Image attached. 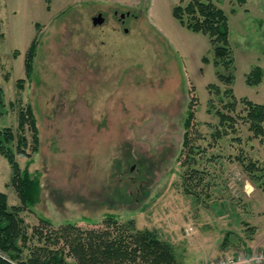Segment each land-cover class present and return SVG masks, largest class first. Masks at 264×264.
<instances>
[{
	"label": "rangeland",
	"instance_id": "1",
	"mask_svg": "<svg viewBox=\"0 0 264 264\" xmlns=\"http://www.w3.org/2000/svg\"><path fill=\"white\" fill-rule=\"evenodd\" d=\"M180 1L188 0H0V128L17 131V112L30 105L38 130L36 151L27 128V154H15L21 168L30 160L28 170L39 175L38 200L20 212L28 231L65 222L102 228L114 214L168 243L177 264H208L245 246L244 219L257 211L242 187L264 185V144L239 116L232 131L214 134L222 130L214 110L228 96L207 86L264 103V0H210L228 17V82L216 74L208 36L172 15ZM114 9L130 12L124 23ZM99 12L105 19L93 24ZM255 66L261 81L249 85L245 77ZM243 108L239 102L232 113ZM243 158L259 161L257 180ZM10 175L0 154V191L8 204H19ZM0 258L9 256L0 250Z\"/></svg>",
	"mask_w": 264,
	"mask_h": 264
},
{
	"label": "trees",
	"instance_id": "2",
	"mask_svg": "<svg viewBox=\"0 0 264 264\" xmlns=\"http://www.w3.org/2000/svg\"><path fill=\"white\" fill-rule=\"evenodd\" d=\"M172 15L189 30L208 36L213 49L216 74L221 81L228 82L234 70V56L229 42L228 17L223 9L210 0H188L173 5ZM35 46L36 41L33 40L26 52L24 65L27 75L32 69ZM203 59L206 60V57ZM219 68L228 74L223 75ZM261 77L260 67L255 66L247 73L245 81L249 85H257ZM21 81H18L20 85ZM207 87L209 93L228 96L227 102L222 106L224 110L220 108L214 110L219 125L222 126V130L217 129L214 134L219 136L227 134L229 130L232 131L236 122L235 116H239L248 124L252 137L258 138L264 144V103L253 102L245 97L236 99L231 88L222 90L217 84L209 83ZM239 102L244 106V114H233L232 111H236ZM209 103H212V100ZM3 104V89L0 85V107ZM192 117L193 111L189 106L184 122L183 145L188 143L187 129ZM17 121V131H13L9 126L0 128V154L11 168L7 185L13 186L19 198V204L10 205L6 193L0 191V250L9 256L8 260L0 258V264H177L168 243L157 238L148 229L136 228L133 220L120 222L114 214L105 216L102 228L87 229L65 222L56 228L37 224L31 226V230L28 231L20 212L38 200L39 175H33L28 170L30 160L21 168L15 154L16 152L21 155L27 154L26 148L29 145L25 134L27 128L32 132L31 149L32 151L37 149L38 130L30 105L19 108ZM13 142L14 151L9 146ZM241 163L244 170L250 174L251 180L259 178L260 175L255 172L259 170L257 159L250 158L245 162L243 158ZM191 172L196 174L198 169L194 167ZM184 180V190L192 193L193 189L186 179ZM43 221L49 223L47 219Z\"/></svg>",
	"mask_w": 264,
	"mask_h": 264
},
{
	"label": "crops",
	"instance_id": "3",
	"mask_svg": "<svg viewBox=\"0 0 264 264\" xmlns=\"http://www.w3.org/2000/svg\"><path fill=\"white\" fill-rule=\"evenodd\" d=\"M242 191L250 199V203L255 207L253 210H256L257 213L255 212L256 215L251 219H244L246 225L243 228L248 229L244 232L245 240L242 242L245 246H240L236 251L250 252L255 248L264 250V185L259 188L251 182H246L242 187ZM220 252L222 251L220 250Z\"/></svg>",
	"mask_w": 264,
	"mask_h": 264
},
{
	"label": "built area",
	"instance_id": "4",
	"mask_svg": "<svg viewBox=\"0 0 264 264\" xmlns=\"http://www.w3.org/2000/svg\"><path fill=\"white\" fill-rule=\"evenodd\" d=\"M208 264H264V250L256 248L250 252L239 250L220 255Z\"/></svg>",
	"mask_w": 264,
	"mask_h": 264
},
{
	"label": "flooded vegetation",
	"instance_id": "5",
	"mask_svg": "<svg viewBox=\"0 0 264 264\" xmlns=\"http://www.w3.org/2000/svg\"><path fill=\"white\" fill-rule=\"evenodd\" d=\"M113 14L114 15H117V19L121 22V23H124V21H125V19H126V17L127 16H129L130 15V12L127 10V11H125V12H120V13H118V10L117 9H114L113 10ZM102 15H103V12H102ZM104 16V15H103ZM104 19H105V17H104ZM126 29V27H124V30Z\"/></svg>",
	"mask_w": 264,
	"mask_h": 264
},
{
	"label": "water",
	"instance_id": "6",
	"mask_svg": "<svg viewBox=\"0 0 264 264\" xmlns=\"http://www.w3.org/2000/svg\"><path fill=\"white\" fill-rule=\"evenodd\" d=\"M104 21V16L102 15L101 12L97 13L92 17V23L93 24H100Z\"/></svg>",
	"mask_w": 264,
	"mask_h": 264
}]
</instances>
